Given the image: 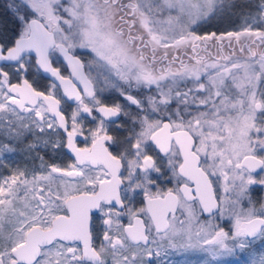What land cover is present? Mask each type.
<instances>
[{"label":"snow or ice","instance_id":"6c2138e0","mask_svg":"<svg viewBox=\"0 0 264 264\" xmlns=\"http://www.w3.org/2000/svg\"><path fill=\"white\" fill-rule=\"evenodd\" d=\"M29 135L0 264H264V0H11L0 156Z\"/></svg>","mask_w":264,"mask_h":264},{"label":"rangeland","instance_id":"374dc122","mask_svg":"<svg viewBox=\"0 0 264 264\" xmlns=\"http://www.w3.org/2000/svg\"><path fill=\"white\" fill-rule=\"evenodd\" d=\"M11 2V0H0V15H3L4 11L6 10L8 4ZM10 26V25H9ZM224 27H230V25L222 22L221 24L217 25L215 21H213L212 29L215 30H223ZM208 29V30H212ZM206 29H201V31H205ZM2 139V138H0ZM33 139L32 136H27L25 138V141L23 144L16 145V151L14 153H4L2 156H0V177L9 175L10 174V168H15L17 166L24 167V166H33V159L32 156L35 155V153H32L29 155V153L25 150V144L31 142ZM41 154L43 153V150H41ZM258 154H264V153H258ZM39 161H36V166L38 167ZM261 173V172H260ZM260 173L253 174L257 177H259ZM254 189L256 191V195L259 196L260 189L259 186H254ZM126 218V217H125ZM174 260H179L181 257L173 255L172 257ZM193 259H195V256H193ZM228 264H235L234 261H229Z\"/></svg>","mask_w":264,"mask_h":264},{"label":"flooded vegetation","instance_id":"af4514ba","mask_svg":"<svg viewBox=\"0 0 264 264\" xmlns=\"http://www.w3.org/2000/svg\"><path fill=\"white\" fill-rule=\"evenodd\" d=\"M9 27H11V25L9 26ZM260 173V172H259ZM258 174V173H257ZM165 186H170V185H165ZM142 199V198H141ZM137 207L139 206V203H137V205H136ZM123 222L124 223H127V218H123Z\"/></svg>","mask_w":264,"mask_h":264},{"label":"water","instance_id":"95a60500","mask_svg":"<svg viewBox=\"0 0 264 264\" xmlns=\"http://www.w3.org/2000/svg\"><path fill=\"white\" fill-rule=\"evenodd\" d=\"M259 172H261V170H259V169H258V170H257V172H256V173H254V174H257V173H259Z\"/></svg>","mask_w":264,"mask_h":264}]
</instances>
